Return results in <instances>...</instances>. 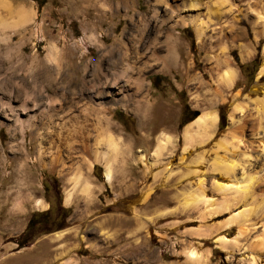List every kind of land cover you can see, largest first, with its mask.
<instances>
[{"label":"rangeland","instance_id":"1","mask_svg":"<svg viewBox=\"0 0 264 264\" xmlns=\"http://www.w3.org/2000/svg\"><path fill=\"white\" fill-rule=\"evenodd\" d=\"M4 1L0 264H264V28L247 11L264 17V0H233L237 19L202 0L201 23H227L211 45L193 25H161V0ZM125 49L143 57L128 102L126 92L95 101L91 91L124 81ZM224 57L233 89L221 82ZM98 110L109 132L96 129ZM207 114L218 116L211 139L188 142L186 128ZM164 135L171 144L158 155ZM100 153L113 160L111 183ZM232 163L235 173H222Z\"/></svg>","mask_w":264,"mask_h":264},{"label":"bare ground","instance_id":"2","mask_svg":"<svg viewBox=\"0 0 264 264\" xmlns=\"http://www.w3.org/2000/svg\"><path fill=\"white\" fill-rule=\"evenodd\" d=\"M175 3V6H171L166 0H161L159 4L163 5L162 6V11H164V13L166 14L168 21L167 22H161V25H164L165 23H174L173 26H178V25H184V26H188V25H193L198 33V36L201 40V43L203 45H211L213 44L218 37H220L223 34L222 29H224L223 27L226 26L227 23L225 22H219V23H212L211 21L206 23H201L200 17L202 15L201 11H200V7H201V2L202 0H187L189 2V4L187 6L183 5V8H179V5H177L176 3L178 2V0H173ZM186 1V2H187ZM215 2L214 0H209V3L211 2ZM0 2H2L3 5H7V2L4 0H1ZM186 2H183L186 4ZM216 3L219 4V6L221 5H229L230 6V11L232 12V8L236 9L234 11V15L235 18L237 19V16H239L240 14H242V11L240 10V7L237 6V4L235 5V3L233 2V0H216ZM9 4V3H8ZM215 4V3H214ZM217 4V5H218ZM2 5V6H3ZM174 5V4H173ZM182 5V4H181ZM204 7V4H202ZM210 6H212L210 4ZM207 7V6H206ZM214 6H212L213 8ZM248 7V6H247ZM176 8L178 11H175ZM216 8V7H215ZM223 8V7H221ZM229 8V7H228ZM9 9V8H8ZM208 9V7H207ZM211 9V8H210ZM214 9V8H213ZM220 9V8H219ZM180 10H182L180 12ZM184 10H188V11H196V15H189V16H184L185 15V11ZM211 11V10H210ZM218 11V10H217ZM216 11V12H217ZM248 13L253 16V20L255 23L257 24H262V27L264 28V17L262 14L260 13H256L254 11H252L251 7H248L247 9ZM157 15V12L155 13ZM210 12H207V16H209ZM28 15V14H27ZM27 15H22L20 20H19V24H27L29 21H31L30 19L34 16V13L32 12V14H30L29 16ZM34 18V17H33ZM157 19V18H156ZM161 19V18H160ZM157 23L159 22L158 20H156ZM200 22V23H199ZM198 23V24H197ZM14 27V26H13ZM18 27V26H17ZM7 28V27H6ZM5 28V29H6ZM12 28V26H11ZM14 29V28H13ZM17 30V29H16ZM224 36V35H223ZM171 37V36H170ZM172 41V47L173 50L175 51V53H178V46H176L178 44V40L176 39H172L169 40V38L167 39L166 43L170 44V42ZM169 42V43H168ZM168 47V46H167ZM203 47V46H202ZM136 48V47H135ZM134 52V51H133ZM131 52H129L128 49H125V52L123 53V73L122 75L127 79V81L122 82H118V83H106L104 86H102L99 90L96 91H91L90 93L93 95V98L95 99V101L100 102L101 99H103V97H111L113 99V101H117V98L114 99V95H120L123 94L124 92L125 95L124 97H122L123 102H126L128 99V97L130 96V92H131V85L129 84V80L132 79V75H133V71L135 69L138 70L137 65H141V61L142 58L140 57V55L138 52H136L133 56L130 54ZM158 53V52H157ZM224 53V52H223ZM145 55V54H143ZM248 56H250L249 51L247 53H245V55H243V59L248 58ZM169 58V57H168ZM168 58H162L163 61V65H165L166 60ZM225 59V57H224ZM144 60V59H143ZM247 60V59H246ZM220 61V60H219ZM218 61V62H219ZM175 62V61H174ZM168 63V62H167ZM223 66L225 67V71L222 73L221 76V82L223 83V85L225 86L226 89H233L235 86V80H236V71L234 69H232L231 67H229V59H225V61L222 63ZM162 65V66H163ZM167 65V64H166ZM261 74H264V67L262 69ZM121 79V78H120ZM136 79V78H135ZM135 81V80H134ZM137 82L141 81V78L136 80ZM132 82V81H131ZM121 83H123L121 85ZM141 83V82H140ZM221 85V83L219 84ZM222 88V87H221ZM102 89V90H101ZM221 94V93H220ZM101 98V99H100ZM100 99V100H99ZM82 101V100H81ZM128 102V101H127ZM81 103V102H80ZM100 104V103H99ZM99 104L96 103V106L98 107ZM78 105V104H77ZM87 108V107H86ZM89 108V107H88ZM91 108V107H90ZM93 109V107H92ZM91 109V110H92ZM90 110V109H89ZM242 108L240 107H236L235 108V112L241 111ZM84 111V110H83ZM82 111V112H83ZM87 111V110H86ZM102 110H98V112H96V115L98 117L99 120L98 123L96 124V129L97 130H103L104 132H109L108 129L111 126L109 124L108 120H104L101 117H99V115L101 114ZM94 112V111H92ZM87 113V112H86ZM91 113V111H90ZM95 113V112H94ZM89 114V113H88ZM91 115V114H90ZM102 115V114H101ZM217 122H218V116L216 114H207L204 115V117L200 118L198 121H196V123H194L193 125L191 124L190 126H188L185 130V138L188 142L192 141L195 137L200 136L211 139V131L215 130V128L217 127ZM110 125V126H109ZM245 125H238L236 130L239 131L240 133V137H234V143L231 145V148L233 150H239L243 144L242 139L245 138ZM213 133V132H212ZM115 143V142H114ZM114 143H113V139L112 136L109 135L107 137V140L105 142V145L108 146V151L111 152H115L116 148L114 147ZM171 144V139L164 135L159 139V146H158V150H157V154L160 155V153L169 145ZM259 145V144H258ZM117 147V146H116ZM222 148V147H221ZM260 150H262V154L264 155V144L260 143L259 145ZM166 150V149H165ZM225 150L228 152V148L225 147ZM258 150V149H257ZM109 153V154H110ZM98 154V153H97ZM246 153H243V155ZM162 155V154H161ZM102 157L101 159L105 160V178L107 180L108 183H111L112 181V176H113V160L111 163L110 157H107L106 155L100 153L99 155H97V159H99V157ZM247 157V156H246ZM226 165V164H225ZM222 169V168H221ZM220 169V170H221ZM237 169V165L236 163H232L229 166H225L222 170V173H224L225 175H230L232 173H235ZM252 180V179H251ZM250 181V183H252L253 181ZM84 186V185H83ZM218 190H224L225 187L223 185H216ZM91 189V188H90ZM83 190V191H82ZM82 192L87 193L89 191V185H85L84 188L82 189ZM91 191V190H90ZM73 195L72 193H69L67 196V204H71ZM37 207L42 208V209H46L48 207V205L43 202V201H37ZM223 244H226V240L223 239V241H221ZM188 257L192 260V261H197L199 255H197L195 252H190L188 254ZM253 262L255 264H257V260L256 258L253 259Z\"/></svg>","mask_w":264,"mask_h":264},{"label":"trees","instance_id":"3","mask_svg":"<svg viewBox=\"0 0 264 264\" xmlns=\"http://www.w3.org/2000/svg\"><path fill=\"white\" fill-rule=\"evenodd\" d=\"M23 246L22 245H19V248H22Z\"/></svg>","mask_w":264,"mask_h":264}]
</instances>
